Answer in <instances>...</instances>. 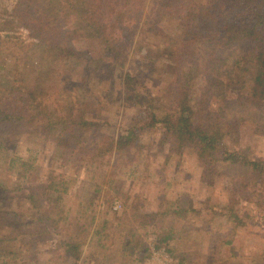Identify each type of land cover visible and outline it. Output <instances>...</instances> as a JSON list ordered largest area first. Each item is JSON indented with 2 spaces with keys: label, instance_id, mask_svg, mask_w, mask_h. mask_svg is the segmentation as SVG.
Here are the masks:
<instances>
[{
  "label": "rangeland",
  "instance_id": "1",
  "mask_svg": "<svg viewBox=\"0 0 264 264\" xmlns=\"http://www.w3.org/2000/svg\"><path fill=\"white\" fill-rule=\"evenodd\" d=\"M19 1L21 9L26 7L34 13L41 10V0H0V90H33L55 115L62 116L68 112V105L82 95L81 82L88 69L81 58L103 57L96 74L85 82L84 89L95 92L89 100L88 115L103 125L88 138L116 139L129 126H135L142 145L114 148L95 156V142L73 150L24 129L8 153L2 150L0 155V182L6 187L0 194V224L9 222V227H0V235L16 236L0 246V264H151L154 250L161 248L174 256L177 264H264V127L258 130L251 122L237 121L238 111L227 106L233 99L251 97L257 64L240 69L242 85L236 84L222 95L211 93L206 62L213 56L202 48V66L191 82L190 105L196 120L206 126L218 119L237 125V135L230 133L219 142L214 156L221 159L225 152L238 153L260 166L254 170L230 159L217 161L214 166L204 165L196 148L174 143L163 123L147 125L146 105L125 97V76L130 73L140 94L158 96L165 109L178 115L176 84L161 77L152 63L167 39L141 35L145 15L139 18L128 14L123 27L114 30L111 37L123 50L120 58L107 54L101 40L72 35L68 41L82 57L49 54L38 62L40 48L35 43L27 48L13 45L7 37L14 34L26 44L31 40L25 21L20 26L4 22ZM146 4L149 14L153 0ZM176 5L172 16L164 17L159 24L170 36L168 44L185 30L181 17L188 2L178 0ZM104 16L107 20L112 17ZM61 19L70 21L67 17ZM55 24L64 36L67 29L59 22ZM52 180L57 181L60 192L64 187L68 189L62 200H55L53 190L46 195L39 189L43 200L39 211L30 209L27 188L47 186ZM93 184H99L101 190L89 207L90 195L95 194ZM181 198L184 204L179 208L183 211L174 212L173 202ZM116 201L121 202L118 209ZM189 203L192 210L189 207L188 212ZM167 210L170 213H165ZM155 212L159 213L154 218L147 216ZM13 223L17 228L12 231ZM103 225L104 233L94 234ZM77 231L83 243L81 256L75 260L65 256L59 243ZM168 234L169 240L162 241ZM99 237L105 246L98 243ZM126 238L129 244L122 248ZM53 247L58 250L53 252Z\"/></svg>",
  "mask_w": 264,
  "mask_h": 264
},
{
  "label": "trees",
  "instance_id": "2",
  "mask_svg": "<svg viewBox=\"0 0 264 264\" xmlns=\"http://www.w3.org/2000/svg\"><path fill=\"white\" fill-rule=\"evenodd\" d=\"M186 1L188 7L181 17L185 22L184 34L173 44H168L170 36L159 24L164 17L172 16L178 0H153L154 7L149 14L146 13L147 0H41V10L35 13L26 7L21 9L23 4L22 1H19L17 5L14 4L12 11H8L9 18L4 22L12 24V26L16 24L20 26L22 21H25L24 27L29 30L31 37L27 44L25 39L20 40V37L14 36V34L7 37L13 45H26L28 48V46L31 47L28 44L35 43L40 48L38 62L46 60L49 54H64L69 58L76 59L82 57L77 48L69 43L72 35L75 38L80 36L86 39L101 40L106 44V53L115 59L122 57L123 50H121L122 46L111 37L114 30L123 27L128 14H134L139 18L145 15L140 30L141 35L146 38L151 34L158 39L164 37L167 39L159 46L160 54L153 56L152 63L161 77L176 84L175 107L178 115H173L167 108L165 109L158 96L146 97L140 94L138 84L135 85V80L130 73H126L125 76V97L128 100L137 101L138 104L146 105L149 119L147 125L156 126L163 123L170 133L168 138H171L174 143L178 146L189 144L196 148L204 165L214 166L217 161L230 159L231 163L242 161L243 164L250 165L254 170H257L260 166L257 161L247 160L246 156L238 153L225 152L221 159L214 156L213 152L219 142L230 133L232 136L237 135V125L234 124V126L232 122L228 121L224 123L219 119L211 120L208 126L199 122L190 105V97L192 77L202 66V48L208 55L213 56L211 61L206 62L208 66L206 75L209 77L208 84L211 93L222 95L228 88L236 84L242 85V82L239 81L241 78L239 76L240 69L249 63L257 64L252 78L251 97L233 99L227 106H233L234 112L238 111L237 121L251 122L258 130H262L264 127V0ZM104 14L111 15V19L107 20ZM21 17L25 18L21 20ZM65 17L70 21L64 22L61 18ZM55 22H59L60 26L67 29L64 31V36L55 26ZM81 59L84 60L83 63L88 69L84 82H81L83 90L80 93L82 95L68 105V112L62 116L55 115L52 107L47 106L42 99L38 98L37 93L33 90L29 91L26 88L0 90V155L3 154L2 150H7L8 153L10 145L17 142L19 134L24 129L30 135H40L46 140H53L57 146H68L73 150H81L85 144L95 142L92 149L95 156H102L114 148L141 147L142 144L138 141L137 127L135 126H129L126 133L116 139L109 140L107 136H102L91 141L88 138L103 125L99 120H95L96 117L91 119L88 115L91 107L89 100L91 94L95 92L93 90L89 92L88 87L84 89L85 82L88 83L89 79L96 74L103 57L89 56ZM17 60L19 61L20 58L18 57ZM192 60L197 62H191ZM45 66L48 68L47 64ZM99 142L100 145H98ZM23 164L27 163L23 162ZM93 186H95V194L90 195L89 207H92L93 200L97 198L96 195L101 190L99 184H93ZM39 189L45 190L46 195H48V190H53V194H57L55 197L57 202L61 201L62 195L68 191L64 187V190L60 192L59 185L54 180L47 186L27 188L26 198L31 202L30 209H35V211L43 201L42 192H39ZM5 190L6 187L0 182V194ZM50 197L53 199L52 195ZM183 204L182 198L181 201H174L173 205L176 209L174 212H179L181 210L179 207H183ZM189 207L192 210V205L189 203L185 211L189 212ZM158 213L147 214V216L154 218ZM165 213H170V211L167 210ZM36 218L38 221L42 219L39 214ZM8 225L9 222H3L0 227H9ZM16 228V224L13 223L12 231ZM105 229L106 225H103L99 230H94V234H102ZM79 232L70 233L59 243L65 256L68 254L75 260H78L82 253L83 242L79 238ZM9 237L1 234L0 246L9 239L16 238L12 235ZM169 238L170 234L164 235L162 241L167 242ZM98 243L105 246L103 238L99 237ZM123 243L122 248L126 243L129 244V240L123 239ZM52 250L56 252L58 247H53ZM54 259L55 257L51 258V260Z\"/></svg>",
  "mask_w": 264,
  "mask_h": 264
},
{
  "label": "built area",
  "instance_id": "3",
  "mask_svg": "<svg viewBox=\"0 0 264 264\" xmlns=\"http://www.w3.org/2000/svg\"><path fill=\"white\" fill-rule=\"evenodd\" d=\"M121 207V202L116 201L115 208L118 209ZM167 250L161 248L159 250H154L153 252V259L151 264H177L175 262L174 256L168 254Z\"/></svg>",
  "mask_w": 264,
  "mask_h": 264
}]
</instances>
